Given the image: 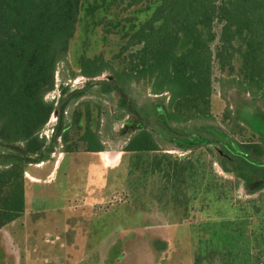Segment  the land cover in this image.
Masks as SVG:
<instances>
[{
	"label": "rangeland",
	"instance_id": "374dc122",
	"mask_svg": "<svg viewBox=\"0 0 264 264\" xmlns=\"http://www.w3.org/2000/svg\"><path fill=\"white\" fill-rule=\"evenodd\" d=\"M159 3L81 1L67 60L45 95L55 110L40 137L52 152L23 165L24 209L0 228V264H264V168L244 172L227 160L225 172L216 163L219 144L170 141L156 125L150 127L159 150L124 152L140 123L119 106L116 91H103L102 83L112 81L107 71L81 76L82 58L127 68L129 54L141 47L123 50L128 36ZM220 30L215 21L213 51ZM185 48L181 39L178 52ZM240 64L236 56L229 76L214 61L211 118L177 125L233 149L260 142L264 108L255 93L239 88ZM123 88L142 115L164 118L168 93L129 79ZM87 129L101 151H87ZM21 149L0 143V170L3 156Z\"/></svg>",
	"mask_w": 264,
	"mask_h": 264
},
{
	"label": "trees",
	"instance_id": "16d2710c",
	"mask_svg": "<svg viewBox=\"0 0 264 264\" xmlns=\"http://www.w3.org/2000/svg\"><path fill=\"white\" fill-rule=\"evenodd\" d=\"M81 1L0 0V143L22 147L18 153L3 156L0 228L23 212V165L46 161L52 152L40 137L55 110L45 95L54 90L57 67L67 60ZM215 21L221 23V30L213 51ZM181 39L186 48L178 52ZM134 46L141 47L129 54V66L122 71L96 57L80 61L83 77L94 78L104 71L110 74L112 81L102 83L103 91H116L119 106L140 123L124 152L159 150L156 131L150 127L156 125L170 135V141L191 138L219 144L216 163L225 172H229L227 160L244 172L264 168L260 161L264 137L260 142L242 143L239 150L177 125L211 118L213 62L232 76L236 56L241 59L239 88L255 93L264 108V0H221L219 4L214 0H160L152 16L128 36L123 50ZM128 79L147 82L154 94L168 93L163 119L157 113L150 118L136 110L124 92ZM90 134L87 129L83 135L87 151H101Z\"/></svg>",
	"mask_w": 264,
	"mask_h": 264
},
{
	"label": "crops",
	"instance_id": "0c3cea01",
	"mask_svg": "<svg viewBox=\"0 0 264 264\" xmlns=\"http://www.w3.org/2000/svg\"><path fill=\"white\" fill-rule=\"evenodd\" d=\"M26 184H27V186H28V185L33 184V183H32L31 180H30V181H26Z\"/></svg>",
	"mask_w": 264,
	"mask_h": 264
}]
</instances>
